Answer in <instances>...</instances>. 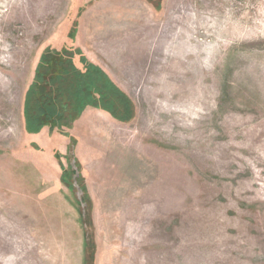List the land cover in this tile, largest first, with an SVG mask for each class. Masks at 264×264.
I'll use <instances>...</instances> for the list:
<instances>
[{"label":"rangeland","instance_id":"374dc122","mask_svg":"<svg viewBox=\"0 0 264 264\" xmlns=\"http://www.w3.org/2000/svg\"><path fill=\"white\" fill-rule=\"evenodd\" d=\"M82 55L124 120L30 131ZM0 264H264V0H0Z\"/></svg>","mask_w":264,"mask_h":264},{"label":"trees","instance_id":"16d2710c","mask_svg":"<svg viewBox=\"0 0 264 264\" xmlns=\"http://www.w3.org/2000/svg\"><path fill=\"white\" fill-rule=\"evenodd\" d=\"M81 62L84 66L83 71L77 69L72 61L65 62V65L61 63L60 74L49 89L45 87L31 89L25 109L30 119L28 120L31 125L30 131L36 132L35 128H42L44 124L49 123L51 129L66 134L63 130L71 129L72 124L80 118L87 107L102 109L117 120H124L123 111H127L129 107L128 97L111 83L110 78L100 67L90 63L84 55ZM64 87L68 91L73 90L69 98L64 91L67 97L64 99L69 101V107L63 106L59 99ZM120 109L122 113L119 112ZM73 144L75 145L74 138L70 146Z\"/></svg>","mask_w":264,"mask_h":264},{"label":"crops","instance_id":"0c3cea01","mask_svg":"<svg viewBox=\"0 0 264 264\" xmlns=\"http://www.w3.org/2000/svg\"><path fill=\"white\" fill-rule=\"evenodd\" d=\"M89 61V60H88ZM90 62V61H89ZM90 63H92L93 65H95V66H98V67H100L98 64H96V63H93V62H90ZM101 68V67H100ZM112 80V79H111ZM89 108H91V107H89ZM93 108V107H92ZM93 109H99V108H93ZM104 111V110H103ZM106 113H108V114H110L109 112H107V111H105ZM83 115H84V113H82V115L80 116V118L78 119V122H79V124H80V126L81 127H83ZM111 115V114H110ZM112 116V115H111ZM82 143V142H81Z\"/></svg>","mask_w":264,"mask_h":264}]
</instances>
